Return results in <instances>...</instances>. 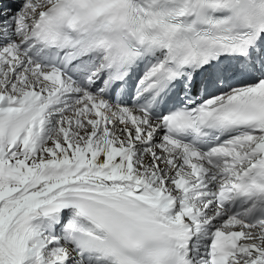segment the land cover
Instances as JSON below:
<instances>
[{"label":"snow or ice","instance_id":"6c2138e0","mask_svg":"<svg viewBox=\"0 0 264 264\" xmlns=\"http://www.w3.org/2000/svg\"><path fill=\"white\" fill-rule=\"evenodd\" d=\"M0 264H264V0H0Z\"/></svg>","mask_w":264,"mask_h":264}]
</instances>
